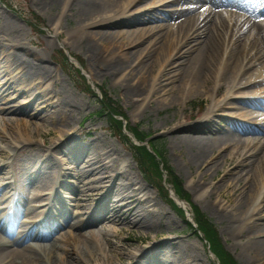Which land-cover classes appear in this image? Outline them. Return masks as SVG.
Returning a JSON list of instances; mask_svg holds the SVG:
<instances>
[{
  "label": "bare ground",
  "instance_id": "bare-ground-1",
  "mask_svg": "<svg viewBox=\"0 0 264 264\" xmlns=\"http://www.w3.org/2000/svg\"><path fill=\"white\" fill-rule=\"evenodd\" d=\"M43 1L65 21L68 11L74 15L77 31L70 39L90 52L94 70L118 75L122 95L136 98L142 113L144 104L154 101L184 115L192 99H210L191 123L166 119L174 124L165 132L171 134L181 161L187 168L196 166L202 180L229 159L231 167L222 178L229 182L213 183L208 195L213 197L215 191L221 199L217 205L227 231L239 229L238 244L246 247L247 256L264 264V0ZM60 26L54 27L56 33ZM35 58L12 52L0 61L4 85L28 95L15 105L0 92V118L10 127L12 144H24L12 146L17 151L0 164V264H57L51 260L57 257L59 264H206L199 254H185L178 236L154 238L130 250L141 235L129 234L117 243L111 239L116 233L94 231L99 223H122L148 234L160 220L170 219L119 150L108 144L100 147L96 141L80 142L68 133L82 103L61 89L44 86L54 79L53 69ZM220 91L225 92L222 98ZM221 109L225 111L219 119ZM17 115L45 118L65 137L57 148H41L51 156L61 148L57 160L37 157L31 148L35 143L11 126L10 116ZM6 137L0 130V156L8 155L5 148L11 149L12 144H1ZM214 150L218 154L212 157ZM59 164L66 167L60 170ZM100 189L101 198L95 199L92 190ZM31 203L39 206L30 207ZM46 207L53 216L44 214ZM62 239L70 246H54Z\"/></svg>",
  "mask_w": 264,
  "mask_h": 264
},
{
  "label": "rangeland",
  "instance_id": "rangeland-1",
  "mask_svg": "<svg viewBox=\"0 0 264 264\" xmlns=\"http://www.w3.org/2000/svg\"><path fill=\"white\" fill-rule=\"evenodd\" d=\"M8 1L11 2L15 8H17L19 11H22L27 16H31L32 12L38 14L42 18V22L44 23L43 26H41L43 28V32L34 34V31H32L31 28L27 25L25 19H22L18 14L11 11V9L7 8L0 1V61L3 62L4 59L7 58L8 54L14 52L16 55H18V57L21 56L26 59L28 57L31 61H35V57L42 58L44 59V63L46 65L52 67L54 79L56 80V82L54 84H51L52 80H54L52 79L46 82L44 86L48 88H54L55 91L61 89L63 92H67L68 95L72 97V99L82 103L81 109L78 112L74 113V118H72V121L67 128L68 133H73L76 137V140L80 142L96 141L99 144L98 146L100 147H104L103 145L106 144H108V146L112 145L114 148L119 150L122 155H124L127 162L130 164L132 173L138 180H140L141 177L138 172V168L131 156V153L127 149L126 144H123L120 140L115 138L110 133L108 128L109 123L105 116L95 115V112L100 106V102L98 101V99L81 92L75 85L73 79L70 78L66 74V72H64L53 60V55L59 48L65 49L68 53L76 54L82 57L85 65L84 73L87 75L89 82L92 83L93 87H103V89L106 90L112 97V99L121 106V110L126 113L128 123L130 125L139 124L142 129L152 135L150 137L155 139L154 142L156 144H163V157L167 161V164L173 167L175 172L183 179L184 187L191 194L192 202L198 205L215 224L225 249L230 252L240 264H259L253 257H251V255L247 256V251L245 249L246 247H242L238 244V242L241 240V238L237 236V230L239 229H236L233 234L227 231L228 223L224 218L221 217V209L218 208L217 205V202H220L221 199L217 197L216 192L214 191L215 194L213 197L208 195V192L212 190L213 183H221L224 181L229 182L230 179H228L227 177L222 179L225 171L231 166V162L229 161V159L227 158L228 160H226L223 165L221 164V166H219V168L215 170L214 174L208 172L206 175L208 176V179L206 181L202 180L200 179V175L198 174V172H195L196 166L189 167V169L181 161L178 148L174 147L175 144L172 143L171 134L165 132L168 128V125L174 124L173 122L175 121L186 124L193 122V120L196 118L197 109H203L206 106L208 102L207 97L204 96L201 99H192L191 102L185 106L184 116L181 114L180 109L157 106V103L154 101L152 105L144 104L143 107L145 108L144 112L142 113L141 109L136 107L138 105L136 102V98L130 100L128 98H124V96L122 95L123 87L116 82L118 75H116V73L103 74L97 72V70H94L90 65V52L86 51V48H84L82 44H79L77 41H73L72 39H70V36H74L76 33L75 31H77L73 27L75 25L73 14L68 11L67 14L69 15V18L68 20L66 19L67 21H65V18L60 15L59 11L49 9L47 5H44L45 3L43 0ZM154 1L156 2L157 0ZM223 10L228 11L230 9H225L224 7ZM176 22V20L170 21V23L173 25H176ZM58 26H60L59 32L56 33L54 31V27ZM11 87L7 88V85H4L3 76L1 75L0 92H3V95L5 97L12 99L11 103L19 105L26 99H28V95L17 93L15 89ZM28 94L31 95V93ZM49 97L50 95L46 98ZM53 98L54 100L56 99L55 97ZM230 112H232V110H230ZM10 117L13 118V123H11V126H13V130L21 131L22 134H24L25 138H28L29 140H31V142L35 143V145L31 148L38 155L37 157H39L40 159L43 158L44 160L46 158H51L54 160L61 154V148H58V152L55 154V156L47 155V151H45L44 153L41 152V148L48 149V146L50 144L55 147L56 144H58L65 138L59 131L54 128V125L51 122H49L45 118L41 120L37 116L25 117L17 115ZM168 118L172 120L174 119V121L172 123H168L166 120ZM218 118L222 119V117ZM164 120L166 121L164 122ZM210 124L211 123L207 125ZM9 128L10 127H8V125L5 124L4 121L0 118V130L3 131V133L7 136L6 141L4 140L3 143H1L3 146L6 144H12V137H9L10 135L8 134L11 132ZM246 137L250 138L252 137V135L247 136L246 134ZM23 145L24 144L22 142H20L19 145L18 143H13L11 145V149L5 148L8 151V155L0 156V164L3 162H9L12 158L11 153L17 151V148L12 150V146H18L19 148ZM21 152L26 153V151L24 150H22ZM173 152L176 155H174ZM217 153L218 152L215 150L212 152V154L214 155ZM123 161L124 160L121 159V163H123L124 165ZM59 165V167L61 168L60 170H62L63 167H66L62 164ZM13 167L17 168V165L14 164ZM41 167L42 164L40 166V169ZM8 170L10 173V167H8ZM95 175L99 176V173H96ZM2 183L3 181L0 178V184ZM194 183L197 186L201 187V189H196ZM87 185L91 186L90 183ZM221 190L222 192H225V189ZM92 191L94 193L93 197L95 199L101 198V189L99 191ZM145 191L154 197L155 202H157L164 210V212L168 214L170 220H160L158 224L148 232V234H145L143 231L139 230H131L132 227L130 225L122 223H108L107 226L99 223L97 227H93L94 231L97 232L99 230H106L109 231L108 233L110 235L112 233H116V236H111V239L115 240L117 243L129 234L135 236L141 235L142 239L139 240V242L131 245L130 250H135V248H139L140 246L148 245L149 240L154 241V238L159 240L161 238H175L178 236L182 239L184 246L187 248L185 254H199L206 264H217L216 258L208 251L204 240L195 232H192L189 229L185 220L180 215H178L177 211L174 210L169 204L164 202L160 198L158 193L151 187L148 186ZM262 191H264V188H262ZM224 202L225 201H222V204ZM262 205H264V202ZM226 209L229 210V207H226ZM261 215H264V207L262 209ZM84 233L88 236L89 229L85 230ZM58 245L65 248L70 246L69 242L63 239L54 243V246ZM78 246L84 247V245L81 243H78ZM54 250L56 251L58 256L60 251H57V248H54ZM51 260L56 262L57 264L60 263L59 257L52 258ZM114 261L117 260L114 258Z\"/></svg>",
  "mask_w": 264,
  "mask_h": 264
},
{
  "label": "trees",
  "instance_id": "trees-1",
  "mask_svg": "<svg viewBox=\"0 0 264 264\" xmlns=\"http://www.w3.org/2000/svg\"><path fill=\"white\" fill-rule=\"evenodd\" d=\"M8 5V2H5ZM9 6V5H8ZM42 19L37 15L33 14L30 19H28V23L33 29H37L41 24ZM56 60L57 62L64 68L65 71L70 73L73 78L78 80H85V77L80 72L78 68H74L67 58V56L61 52H57ZM79 59V58H78ZM81 61V60H80ZM103 100L100 103V114H104L108 117L111 123V130L115 132V135L118 137H125V132L123 128V122L118 118L117 115H122V111H119L118 105L112 101L106 94L103 95ZM124 115V114H123ZM128 129L134 134L135 138L143 142L147 134L143 131H140L138 127L127 126ZM149 143V141H148ZM130 145L133 147V151L135 152V157L137 159L138 164L141 167L143 174L150 180L156 179L157 185L160 188V191L163 196L168 198V193L164 186L162 185V170L160 168L159 158H161V151H156L154 146L150 145L152 151L146 145L136 146L130 142ZM161 150V149H160ZM163 162V161H162ZM164 164V163H163ZM164 169H166L168 174V179L171 182L175 193L184 199H188V194L184 192L180 179L174 174L171 167L164 164ZM169 199V198H168ZM170 201V199H169ZM194 211V221L197 224L198 230L203 234L205 239L209 242V246L212 251L218 256L221 264H238L232 256L224 249L221 240L212 225L209 219L196 207H192ZM179 211L183 214V210L179 209Z\"/></svg>",
  "mask_w": 264,
  "mask_h": 264
}]
</instances>
